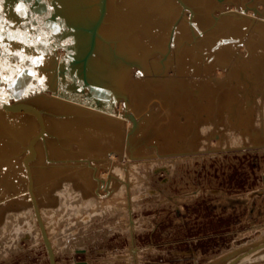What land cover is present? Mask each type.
Wrapping results in <instances>:
<instances>
[{
  "label": "rangeland",
  "instance_id": "obj_1",
  "mask_svg": "<svg viewBox=\"0 0 264 264\" xmlns=\"http://www.w3.org/2000/svg\"><path fill=\"white\" fill-rule=\"evenodd\" d=\"M134 1L110 0L86 70L101 88L89 97L113 105L115 118L50 90L56 61L65 57L75 85L62 90L88 98L74 58L84 53L89 34L73 26L91 24L99 0L67 1L81 12L77 16L48 13L47 54L43 63L29 64L44 78L0 87L1 94L35 103L42 114L45 130L29 161L32 192L56 264H220L264 238V38L257 41L253 30L264 25V0H183L192 14L177 0H138L158 17L148 40L142 28L122 27ZM221 17L244 20L239 37L217 26ZM128 38L141 48L129 54ZM106 67H121L123 87L106 85ZM122 91L131 117L122 114ZM60 102L81 114L107 116L113 123L107 138L97 137L86 150L48 129L45 120L75 114ZM0 114L1 121L11 115ZM27 115L26 130L5 126L3 139L15 149L7 158L22 177L0 192V264H48L22 164L38 130ZM232 264H264V245Z\"/></svg>",
  "mask_w": 264,
  "mask_h": 264
},
{
  "label": "bare ground",
  "instance_id": "obj_2",
  "mask_svg": "<svg viewBox=\"0 0 264 264\" xmlns=\"http://www.w3.org/2000/svg\"><path fill=\"white\" fill-rule=\"evenodd\" d=\"M67 1H69V0H0V20H2V22L4 23V26H5L4 27V39H3L2 43H3L4 48L7 50L6 52L3 53V55H0V87L9 88L10 87V82L8 83V81H12V82L15 83V82L24 81V80H28L30 82V84L32 83L31 85H34V83H38L40 81L39 79L42 80V78H44L43 77V73L37 72L34 67L30 66L31 65L30 64L31 63V59H39V63H43L44 55L47 54L46 51H44L43 48H42V45L45 42V33L44 32L46 31L45 30L46 27L44 26V23H45V20H46V16L48 15V13H52V14L53 13H57V14H60V16L62 15L64 18L69 17V15H71L70 12L72 11V9L70 8V6L65 5V3H68ZM207 1H209V0H207ZM177 2H179V4L182 6V8H184L186 10H189V12H190V9L187 6H184L180 2V0H177ZM109 4H110V0H106L104 14H103V17H102L99 25H98V30H97V32L95 34L94 45L92 47V50H91L90 54H88V56L86 58L85 72L88 69L87 66H88V62L90 61L91 55H92L93 51L95 50V47H96V44H97V35H99V30L101 29V27H103L101 25H102V23L104 21L106 11L109 8ZM132 5L133 6L131 7V12H130L129 16L127 17V21H126L127 24L123 23L122 27L125 28V26H127V27L131 28L130 26H132V27L135 26V27H137L139 29L142 28V31L144 30V32L147 33L146 34L147 37H145V38H147L146 40H148V36H150V35H151L150 37L153 38V36L155 34H154V31H153V26H150V25H152V23H153L152 19L156 20L158 17H156L154 15V12H152V9L149 6H147L146 4H141V2H139L138 0L134 1ZM18 7L22 9L20 12H17V8ZM44 10H45V13H44ZM98 12H99V2H98L97 14H98ZM72 13L77 16V15H80L81 12L78 11V14H77L76 10H74V11H72ZM190 13L191 14L193 13V9H192V11ZM97 14H96L94 20L97 18ZM94 20L92 21V23L94 22ZM162 20H163V18H161V21ZM229 21L230 20L228 18L221 17L219 23L217 24V26L218 27L220 26L221 29L229 28L228 31L233 33V36L237 35L239 37V33L241 32V30L245 26L243 24L244 20L243 19L242 20L241 19L238 20V18H236L233 23H230ZM83 27H84V25H75V26H73L74 30H80V31L83 30L82 29ZM151 27H152V29H151ZM6 30L9 33H5ZM84 30H87L88 34H89L88 45H87V47H86V49L84 51V53H85L88 50V46H89L90 30H89L88 27L85 28ZM230 30H232V31H230ZM253 30L255 32H257V35H258L257 36V39H258L257 41H259L261 38H264V25H262V23H259V24L257 23L256 26L253 28ZM33 34L36 35V36H37V34H40L42 36V38H40V41H39V38H34L33 41H35V42L28 41L29 36L30 35L33 36ZM219 34H221V33H219ZM9 36H13V37H16V38L15 39H10ZM218 37H219V35H218ZM220 37H223V36H220ZM252 37L254 38V36H252ZM252 37H250V40L254 41L256 38L253 40ZM257 41H256V44H258ZM27 43L29 45L35 46L34 48H31L29 52H27V50L23 48V46H25V44H27ZM125 45H126V48H127V52L129 54L131 52H133V50L135 51L137 49L136 51H138V48L139 49L141 48L139 42H137L135 40L133 41L130 38H128L126 40V44ZM62 47L64 48L65 53L67 52V50L69 51L68 46L65 43H63ZM16 52L23 53V56L29 57V59H24L21 56L14 55V53H16ZM223 52H224V50H223ZM84 53L82 54V56L84 55ZM63 55L65 56V54H63ZM82 56L79 59H77V60H80V61H78V63L80 64L79 65L80 69H81V60H82L81 58H82ZM58 64L61 65V60H60V62L58 61ZM63 66H64V63H63ZM109 68L110 67H106V69H103V74L105 73L107 75V78H108L107 81L105 82L106 85L109 86V88H111V87L112 88H117L119 86L123 87L122 86L124 84V78H123L124 77L123 76L124 72H123V70L120 69V67H118L119 68L118 70H114V71H112L111 68H110L111 69L110 70ZM85 75L89 79V76H87L86 73H85ZM115 76H116V78L114 79ZM112 79L115 80L114 84L113 83L112 84L109 83V81L112 82ZM28 81L26 83H29ZM58 83H59L58 80H56V84H54L55 88L52 87L50 90H52L58 96H62V97H65V98H70V97L72 98L73 97L72 94L70 95V94H68L66 92V90L65 91L62 90V87H65V85H66V87H70V86H72L71 85L72 83L67 84V82H63L64 83L63 85H61L59 83V85H61V88L60 87L58 88ZM17 85H20V84H17ZM112 85H114V86H112ZM14 88H15V86H14ZM100 91H101V88L99 86H97V89L94 92L92 91L91 94L96 95ZM122 100L124 101V106L123 107L125 109L127 102L125 101V99H123V97H122ZM72 103H75V102H72ZM75 104H78V103H75ZM85 104L84 105L83 104H78V105H82L84 107L91 108V109H93V110H95L97 112H102V113H104L106 115H110V114H107V113L101 111L98 108V106L92 105L94 107H91V106H89L91 104H88V105H87V103H85ZM60 105H61L60 107H62V108L65 107V108L69 109V111L71 110V112L75 111V114L70 116V117L64 116L63 114H60L59 118L56 117V118L47 119V120H45V126L48 129L54 128L53 129L54 131H61L60 134L63 133L62 136H63V138L65 137V139H67V138L71 139L72 138V139L77 140L78 143L83 146V148L84 147L86 148V150H88L87 147L91 148V146L94 144V141H96L97 137L104 139L106 137V135H107L106 132L108 133V131H111V129H109V127H110L109 125H112L113 123L107 120V119H109L107 116H105L103 114L102 115H94V114H92V116L91 115H87V114H81L82 112L78 111V108H76V106L68 105L67 103H62V102H60ZM0 109L2 111H4V112H10L11 113V115L7 114V119L5 121L4 120L3 121L0 120V192L1 191L4 192L5 190H9L10 188L13 189L14 187H16L17 184H19L17 178H18V176H21V174L19 175V171H18L19 168H18V170H16V167L15 166L13 167L12 158L11 159L7 158V156L9 154L14 153L15 149H14L13 144H10L11 142L10 143L7 142V144H6V141L3 139L4 137L7 136V134H8L7 132L9 131V130H7L8 128L5 127V126L8 123L11 122L17 128L19 127V125L22 126V131H23V128L26 130L27 127H28V123L30 121V119H28L29 116L27 114H31V115L34 116V118H35V120H36V122L38 124V130H39V123H38L37 117L33 113L28 112L26 110L9 111V110H5V109H2V108H0ZM78 112H80V113H78ZM15 113H22V114H21V116H15L16 115ZM23 113H26V114L23 115ZM76 113H78V114H76ZM13 115L15 117H12ZM41 116H42V114H41ZM104 116L107 119H105ZM110 116L114 117V118L116 117L114 115H110ZM128 116L131 117V114L130 115L128 114ZM5 117H4V119H5ZM42 122H43V119H42ZM68 125H72L71 129H69V127H67ZM107 125L109 127H107ZM115 125H116V123H115ZM97 127H98V130L96 132L94 131L95 129L92 130L93 128H97ZM44 130L45 129H44V123H43V131L33 141V144L39 137L42 136ZM4 131H6V132H4ZM12 132L15 133L14 131H12ZM79 133H81L82 135L86 134L87 137H81L82 135L80 134L81 136H79L78 135ZM12 137H13V134H12ZM60 141H61V143L63 142L62 140H60ZM27 144H28V141L26 143V148H27V152H28ZM35 154H36V152H35V149L33 148L32 156L28 159V166H29V161L32 160L35 157ZM24 155H23V157H24ZM23 157H22V164L24 166ZM3 159H5V160H3ZM14 165H15V163H14ZM17 167H18V165H17ZM24 168H25V166H24ZM29 172H30V166H29ZM42 173L43 172H41L40 175H43ZM25 174H26V178H27V181H28L26 168H25ZM30 177H31V172H30ZM19 180H20V177H19ZM31 186H32V177H31ZM26 189H27V184H26ZM3 192H1V193H3ZM27 192L29 193L28 189H27ZM5 194H7V193H5ZM252 250H254V249H252ZM252 250H250V251H252ZM250 251H247L246 253H248ZM246 253H244L243 255H245ZM243 255H241V256H243Z\"/></svg>",
  "mask_w": 264,
  "mask_h": 264
},
{
  "label": "water",
  "instance_id": "obj_3",
  "mask_svg": "<svg viewBox=\"0 0 264 264\" xmlns=\"http://www.w3.org/2000/svg\"><path fill=\"white\" fill-rule=\"evenodd\" d=\"M180 2L184 6H187L190 9V12L192 11V9L190 8V6H188L187 4H185L182 0H180ZM105 3H106V0H99V12L97 14V18L94 20L93 23L88 24L87 26H85V27L82 28V29H85L87 27L89 28V30H90V41H89L88 50L84 53V55L81 58L82 59L81 60V80H79V85H81V88H82L81 90L84 93H86V94L89 93L90 95H93L91 93H92V91L94 92L97 89V86L98 85H96L97 83L94 80L88 79L86 77V75H85V73H86L85 72V62H86V58H87L88 54H90V52L92 50V47L94 45V42H95V34H96L97 30H98V25H99V23H100V21H101V19L103 17V14H104ZM46 27H47V29H46V31L44 33L46 35H48V28H49V26H46ZM40 36H41L40 34H37V36L34 35V34H33V36L30 35L28 41H33L34 38H39V41H40V38H42V36L41 37ZM33 42H35V41H33ZM34 47L35 46L29 45L28 43L25 44V46H23V48L26 49L27 52H29L30 49L31 48H34ZM74 60L75 61H80V60H77L76 58H74ZM65 61H66V58L65 57H64V60L61 61V65L58 64V60L56 61V63H57L56 64V74H55L56 75V80H58V82L61 85L64 84L63 82H67V84L73 83L75 85L74 79L69 74V69H68L69 67H65ZM63 63H64V66H63ZM118 69H119L118 67L116 69L115 68H112V71L118 70ZM120 69H121V67H120ZM101 76H105L107 78V75L105 73L103 75H101ZM115 78H116V76L114 77V79ZM106 81L107 80L105 79L104 82H106ZM114 81L115 80L112 79V82L109 81V83L110 84H112V83L114 84ZM59 83H58V88L59 87L61 88V85H59ZM84 85H86V88H87L86 90L84 89ZM79 88H80V86H79ZM89 94H88V98H86V97L85 98H82V95L81 94L80 95H74V94H72L73 95L72 98L75 99L77 102H83L84 104L87 103V105L88 104H91V105H89L91 107H94L92 105L98 106V108L101 111H103V112H105L107 114H110V115H113L112 113L113 112H116V111H114L115 109L113 108V105H105V106H103L100 103L93 102V100H91L92 98L89 97ZM119 95L121 97H123V99H126L127 98V93H125L123 91L120 92ZM20 98L21 97H17V96L10 97L8 94H1L0 93V108L5 109V110H9V111L26 110L28 112L33 113L37 117V119H38L39 130L37 132L33 133L30 136V138L28 140V144H27V146H28V152L24 155L23 161H24V166L26 168L27 176H28L27 189L29 191V196H30V200H31V203H32V207H33V212H34V215H35V219H36L37 225H38L39 230H40V233H41V238H42L43 246H44L45 251H46V254H47L48 264H56L54 249H53L52 243L50 241V238H49V236H48V234L46 232V228L44 226V222H43L42 216L40 215L39 207H38V204L36 202L35 196H34V194L32 192V188H31L32 187L31 186V177H30L29 166H28V159L32 156V153H33V141L43 131L42 116H41L40 108L35 103H33L31 101H28V100L20 99ZM122 114L128 115V112H126V110H124V111H122ZM262 245H264V238L261 239V240H258L256 242H253L252 244L246 246L244 249H242L241 251L235 253L234 255H232L231 257H229L228 259H226L225 261H223L220 264H232L241 255H243L247 251H250L252 249H256L257 247H260Z\"/></svg>",
  "mask_w": 264,
  "mask_h": 264
},
{
  "label": "snow or ice",
  "instance_id": "obj_4",
  "mask_svg": "<svg viewBox=\"0 0 264 264\" xmlns=\"http://www.w3.org/2000/svg\"><path fill=\"white\" fill-rule=\"evenodd\" d=\"M22 9L21 8H17V12H20ZM4 23L2 22V20H0V55H3L4 52H6L7 50L4 48L3 46V39H4ZM10 39H15L16 37H13V36H9ZM14 55H17V56H21L22 58L24 59H29V57H25L23 56V53L21 52H16L14 53ZM39 62V59H31V63L32 64H37Z\"/></svg>",
  "mask_w": 264,
  "mask_h": 264
}]
</instances>
